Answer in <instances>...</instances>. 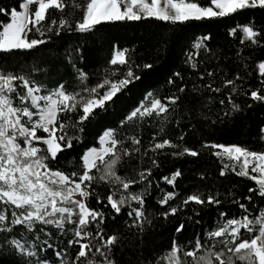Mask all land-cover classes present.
Returning a JSON list of instances; mask_svg holds the SVG:
<instances>
[{
  "label": "snow or ice",
  "instance_id": "1",
  "mask_svg": "<svg viewBox=\"0 0 264 264\" xmlns=\"http://www.w3.org/2000/svg\"><path fill=\"white\" fill-rule=\"evenodd\" d=\"M19 8L22 10L12 8L9 11L0 7V15L8 18L7 21L0 20V55L30 53L52 42L53 36L93 33L107 23L152 18L175 25L229 17L242 10H264V0H210L208 5L200 0H163V4L161 0H22ZM237 33L241 34V44L264 47V27L258 29L249 22L230 30L233 36ZM208 39L207 36L197 38L193 48L203 47L210 52L204 44ZM197 55L196 52L188 54L187 63L193 71L198 69L194 60ZM65 59L75 74L79 90H69L64 82L49 88L42 79H36L37 73L49 72L47 67L32 64L30 70L13 71L0 63V245L18 255L20 264H50L46 255L49 250L59 264H117L113 250L121 236L105 232L106 214L91 204L92 198L96 199L97 205L110 206L115 216L127 209L125 228L142 234L145 225H151L156 217L168 221L187 213L190 206L194 215L199 216V209L218 208L224 203L221 199L224 195L225 200L238 205V215L229 217L226 211H221L214 224L203 233L197 232L192 239L180 241L178 237L187 227V221L192 220L189 215L187 221L181 220L174 229L170 248L156 261L145 264H160L161 261L165 264H264V206L258 205L252 195L255 193L264 199V149L218 143L201 146L214 150L212 155L221 163V177L234 174L254 182L255 187H249V194L243 198L247 203L241 202L231 189L225 194L208 190L207 186L181 196L176 182L183 173L177 168L170 176L163 177L173 190L160 189L161 196L156 200L159 209L148 211L147 195L153 186L150 177L153 168L160 167L156 157L197 158L201 154L194 147L161 138L177 117L180 94L186 93V84L177 85V90L168 96L149 92L145 102L121 121V127L129 123L140 127L146 118L155 119L159 130L147 144L139 134H122L115 128H108L100 137L101 147L90 148L80 157L79 169L69 172L54 166L61 153L73 148V139H79L69 136L67 129L82 125L94 116L96 109H103L130 83L140 79L127 48L114 46L109 60L111 67L92 86L88 84V73L77 67L70 52ZM256 67L259 87L244 90L243 85L237 83L245 79L240 72L233 78H227L224 73L221 84L214 86L217 73L206 70V76L213 79L203 85L194 83L191 91L202 93L207 90L219 94L225 88L230 89L226 97L230 108L224 115L235 114L241 110L233 99L237 94L264 103V61ZM21 68L27 69L28 65H21ZM143 68L151 69L152 65L146 63ZM173 76L183 79L179 72ZM199 80H205V73L199 75ZM168 83L175 81L170 77ZM193 99L197 98H189L186 103L191 104ZM225 102L224 98L219 99L221 106ZM73 114H79L76 123H72ZM175 123L179 126V118ZM79 130L83 131V128ZM261 133L264 140V129ZM178 139L183 142L185 134ZM166 149L171 151L166 152ZM145 157L151 166L138 168L137 164ZM133 160L137 164L130 163ZM126 163L129 170L121 174L120 169ZM198 176L200 180L205 179L203 173ZM100 184L107 186L106 195L95 191L93 186ZM138 185L141 188L136 191ZM155 186L160 187L159 183ZM52 230L60 236L71 231L72 238L67 240L65 247L59 248L52 242ZM244 234L247 239L243 238ZM69 249H75L71 256Z\"/></svg>",
  "mask_w": 264,
  "mask_h": 264
},
{
  "label": "trees",
  "instance_id": "2",
  "mask_svg": "<svg viewBox=\"0 0 264 264\" xmlns=\"http://www.w3.org/2000/svg\"><path fill=\"white\" fill-rule=\"evenodd\" d=\"M21 2L22 0H0V7L9 11L12 8L21 10L19 8ZM200 2L208 5L210 0H200ZM7 19L6 16L0 15V20L7 21ZM249 22L258 29L264 27V10H242L229 17H216L175 25L152 18L107 23L99 26L93 33L72 32L62 33L59 37L53 36L52 42L30 53L17 52L11 55H0V63H4L7 69L13 71L30 70L32 64L47 67L49 72L47 74L37 73L36 79H42L49 88L64 82L69 90H79L75 74L65 59L69 52L77 67L88 73V84L92 86L103 77L105 70L111 67L109 60L112 58L114 46L129 49L134 62V70L140 79L130 83L112 101L107 102L103 109H96L94 116L85 120L82 125L67 129L69 136L79 137V139H73V148L61 153L54 166L69 172L79 169L80 157L90 148H100V137L108 128H115L122 134H139L147 144L150 137L159 130L155 119L146 118L140 127L132 123L121 127V121L145 102L149 92L161 97L168 96L177 90V85L186 84L188 86L186 93L180 94L182 99L177 117L167 126L161 138H169L178 144L194 147L200 150L201 154L197 158L185 156L177 159L171 155L156 157L160 167L153 168L150 177L153 186L147 195L148 211L155 212L159 209L156 200L161 196L160 189L173 190L164 182L163 177L170 176L177 168L183 173L176 182L181 196L196 188L207 186L208 190H219L225 194L231 189L241 202L247 203L243 198L249 194V187H255L254 182L234 174L221 177L219 175L221 163L216 156L212 155L214 150L202 149L201 146L204 143H218L247 145L254 150L264 149V140L261 139V129H264V103L254 102L248 95L237 94L233 99L241 106V110L226 116L224 112L230 108L226 100L230 89L225 88L219 94L210 93L207 90H203L202 93H193L191 89L194 83L203 85L213 79L206 76V70L216 71L214 86L221 84V77L224 73L227 74V78H233L237 72L245 76L243 81L237 82L243 85L244 90L260 86L256 66L264 61V47L241 44L240 33L235 36L230 34L232 28ZM205 36L210 38L204 41L210 52L205 51L203 47L194 49L193 44L197 38ZM191 52L198 54L194 57L198 65L197 71H193L187 63L188 54ZM146 63L151 64L152 68H143ZM24 64L28 65L27 69L21 68ZM136 65L140 67H135ZM176 72L181 73L182 80L173 76ZM201 73H205L204 81L199 80ZM170 77L174 79V84L168 83ZM192 97L197 99L187 104L186 100ZM221 98L226 101L223 106L219 104ZM209 100L210 103H208ZM206 103H208L207 107H205ZM176 118L180 120L179 126L175 123ZM78 119L79 114H73L72 123H76ZM80 127L83 131L79 130ZM181 134H185L183 142L178 139ZM165 151L170 152L171 150L166 149ZM149 155L152 154L149 153ZM130 163L137 164V161L133 160ZM150 166L151 162L147 157L142 163L137 164L140 169ZM126 170H129L128 163L120 169L121 174H124ZM200 173L204 174V180L199 179L198 174ZM157 183H159V188L155 186ZM93 187L100 195L107 194V186L100 184ZM140 188L141 186L138 185L135 190L139 191ZM252 195L258 205L264 206V199L257 197L255 193ZM221 199L225 202L218 208L199 209V216L194 215L190 206L187 213H181L179 217L170 218L168 221L162 217H156L151 225H145L142 234L125 228L127 209H124L119 216H115L110 206L97 205L95 198L91 199V204L105 212L106 222L103 225L105 232L107 234L118 233L121 236L119 244L113 250L117 264H145L147 261H156L170 248L175 235L174 229L181 220L187 221L189 215L192 216V220L187 221V227L178 237L180 241L192 239L197 232L203 233L205 228L214 224L221 211H226L229 217L240 213L238 205L225 200L224 195ZM52 231L54 233L52 242L59 248L65 247L67 240L72 238L71 231L64 236L58 235L56 230ZM243 238L247 239V234H244ZM74 252L75 249H69V256ZM46 255L50 259V264H59L51 250ZM0 264H20V260L11 249L0 245ZM160 264H165V262L161 261Z\"/></svg>",
  "mask_w": 264,
  "mask_h": 264
},
{
  "label": "rangeland",
  "instance_id": "3",
  "mask_svg": "<svg viewBox=\"0 0 264 264\" xmlns=\"http://www.w3.org/2000/svg\"><path fill=\"white\" fill-rule=\"evenodd\" d=\"M162 4H163V0H161ZM22 10V9H21ZM99 147H101V143H100V140H99Z\"/></svg>",
  "mask_w": 264,
  "mask_h": 264
}]
</instances>
